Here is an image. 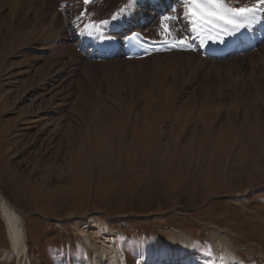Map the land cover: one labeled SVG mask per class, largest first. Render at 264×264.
<instances>
[{"label":"rangeland","instance_id":"1","mask_svg":"<svg viewBox=\"0 0 264 264\" xmlns=\"http://www.w3.org/2000/svg\"><path fill=\"white\" fill-rule=\"evenodd\" d=\"M65 1L0 0V192L24 218L22 264H95L88 216L128 264H264V45L165 75L90 61L63 50ZM0 264H19L1 211Z\"/></svg>","mask_w":264,"mask_h":264},{"label":"bare ground","instance_id":"2","mask_svg":"<svg viewBox=\"0 0 264 264\" xmlns=\"http://www.w3.org/2000/svg\"><path fill=\"white\" fill-rule=\"evenodd\" d=\"M182 1L184 0H172V3L169 4L167 0H165L163 2V7L171 6L172 8H175L178 4H181ZM126 2L128 4V0H98V2L92 6L91 10L92 13L96 16V18L101 19L105 15H109L111 13L118 11L121 4ZM63 5L65 7L74 5L75 6L74 10L78 12L80 10L81 0H66L65 3H63ZM150 7L151 6L146 3V0H143L140 3L133 2L132 6L129 7L127 22L133 21L140 16H147V19H149L152 13V12L149 13ZM180 15L182 17V26L184 27L185 36H192L194 32L191 31V25L189 20L185 19V11L183 9H181ZM55 17L56 18L52 19L53 28L60 29L58 35H64L66 27L60 26L59 28V25L61 23L59 20L60 16L56 15ZM73 22L70 26L69 31L70 30L72 31L73 29L74 33L69 35L68 37H65L66 38V41L64 43L65 48L63 50L71 49L73 51L74 56L77 55V57L82 59L83 55L81 54L84 53L93 54L92 52L93 49L88 48L85 50V48H82L79 53L75 50L76 48L79 47L80 24H78L76 20ZM157 23L158 20L156 21L155 24L154 22H150L144 26V29H146L147 33L155 38L157 36L153 34V31L156 28ZM76 25H77V29H75ZM172 26L175 27L174 25ZM74 35L75 38H73ZM161 38H162L161 36L157 37V39H161ZM262 44L264 45V41L262 42ZM179 57L181 59H184L183 57H187L188 60L193 63L194 62L202 63L208 60L200 57L199 54L196 52L173 51L166 54L151 55L141 60H124V59L115 58L111 62L118 64H123V63L140 64L146 61L148 62L155 61L157 62V66H156L157 70L165 75L167 69L166 65L168 64L167 59L172 60ZM102 60H104L105 62L107 58L105 56H102ZM146 196H147L146 199H148L150 196H152V194L149 195L147 193ZM0 211L2 213L4 222L6 223V230L9 241L12 245L14 252L19 257V264H22L23 258L27 259L28 257L27 252L29 248L26 228L24 226V218L17 212V210L11 205V203L1 194V192H0ZM88 217L82 218L78 228L80 232L83 234L87 244L89 245L88 250L91 251L95 256L94 257L95 264H127L125 260L124 252L121 248L120 233L110 229L107 225H105L104 220L98 217H92V218H88ZM167 238L174 249L191 250L193 242H191L190 240H185L181 236H176V235L169 236V234ZM228 251H229V245L226 243L223 249L220 251V256L222 257L225 256Z\"/></svg>","mask_w":264,"mask_h":264},{"label":"snow or ice","instance_id":"3","mask_svg":"<svg viewBox=\"0 0 264 264\" xmlns=\"http://www.w3.org/2000/svg\"><path fill=\"white\" fill-rule=\"evenodd\" d=\"M93 0H82L85 9L80 16H87V6ZM134 0H128V7H131ZM185 19L189 20L191 31L197 32L202 36H206L208 40L223 43V37L234 35L243 28L252 26L259 15L264 14V0H255L250 5L242 7H230L227 0H184ZM127 9H120L123 14ZM112 19H116L113 16ZM177 16L165 15L161 18V25L165 35L172 37L173 28L172 21L177 20ZM108 21L92 22L87 26L89 34L93 31H99V27L107 24ZM136 34L129 37L130 41L138 40ZM172 47L188 48V41L185 38L176 35L174 37Z\"/></svg>","mask_w":264,"mask_h":264}]
</instances>
